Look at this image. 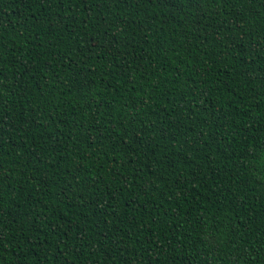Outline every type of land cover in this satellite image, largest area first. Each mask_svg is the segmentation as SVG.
<instances>
[{"label":"trees","instance_id":"16d2710c","mask_svg":"<svg viewBox=\"0 0 264 264\" xmlns=\"http://www.w3.org/2000/svg\"><path fill=\"white\" fill-rule=\"evenodd\" d=\"M0 264H264V0H0Z\"/></svg>","mask_w":264,"mask_h":264}]
</instances>
